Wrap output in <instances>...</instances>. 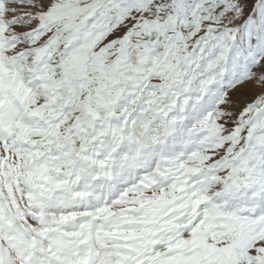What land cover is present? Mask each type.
I'll list each match as a JSON object with an SVG mask.
<instances>
[{
	"label": "snow or ice",
	"instance_id": "obj_1",
	"mask_svg": "<svg viewBox=\"0 0 264 264\" xmlns=\"http://www.w3.org/2000/svg\"><path fill=\"white\" fill-rule=\"evenodd\" d=\"M0 264H264V0H0Z\"/></svg>",
	"mask_w": 264,
	"mask_h": 264
}]
</instances>
